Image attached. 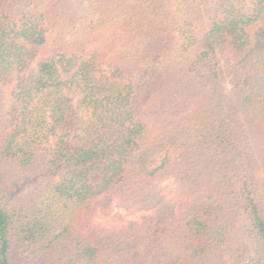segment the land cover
<instances>
[{
    "label": "trees",
    "instance_id": "trees-1",
    "mask_svg": "<svg viewBox=\"0 0 264 264\" xmlns=\"http://www.w3.org/2000/svg\"><path fill=\"white\" fill-rule=\"evenodd\" d=\"M69 1L0 0V264H264V0Z\"/></svg>",
    "mask_w": 264,
    "mask_h": 264
},
{
    "label": "rangeland",
    "instance_id": "rangeland-1",
    "mask_svg": "<svg viewBox=\"0 0 264 264\" xmlns=\"http://www.w3.org/2000/svg\"><path fill=\"white\" fill-rule=\"evenodd\" d=\"M129 1L133 2L134 0ZM69 3L72 5V13L74 17H78L84 12L86 5L85 0H70ZM112 40L116 42L118 41V38ZM93 42L97 41L93 39L89 45L91 46ZM113 43L114 42H111L110 45H113ZM223 85L227 92L231 87L229 78H225ZM91 179H96V176L92 175ZM177 202L178 200L174 195L163 194L161 197L155 196L150 205L155 209H162L166 205L172 208L174 203ZM124 204L117 199H113L104 210L98 209L96 212L95 222L100 229L98 234L100 236L101 244L105 245L104 248L107 246L114 251L126 247V244H134L135 242L132 240L133 233L128 230L127 223L129 220H139L142 212L139 210L132 212L131 209L126 208ZM137 255V252L133 255L131 254L127 262L129 264L137 263L135 261ZM147 262H149L147 256H143L140 260V264H147Z\"/></svg>",
    "mask_w": 264,
    "mask_h": 264
}]
</instances>
